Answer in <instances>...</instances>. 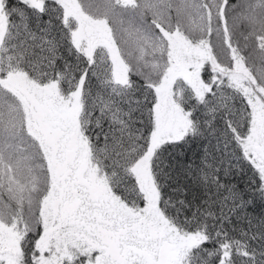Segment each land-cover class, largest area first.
<instances>
[{
  "label": "snow or ice",
  "instance_id": "1",
  "mask_svg": "<svg viewBox=\"0 0 264 264\" xmlns=\"http://www.w3.org/2000/svg\"><path fill=\"white\" fill-rule=\"evenodd\" d=\"M254 207L264 0H0V264H264Z\"/></svg>",
  "mask_w": 264,
  "mask_h": 264
},
{
  "label": "trees",
  "instance_id": "2",
  "mask_svg": "<svg viewBox=\"0 0 264 264\" xmlns=\"http://www.w3.org/2000/svg\"><path fill=\"white\" fill-rule=\"evenodd\" d=\"M185 151L188 153L189 157H192L193 153L191 151H189L187 148L185 149ZM228 179H230L232 181V183H236L239 184L240 186H243L246 178H242L240 175H236L234 177H229ZM262 211L259 207H254L251 208L249 210V214L250 215H254L255 217H259L262 213ZM238 228H243V229H247V224L245 222H241L240 224L237 225ZM234 235L237 236V238H239V231H237L236 233H234ZM253 244H255V242H252Z\"/></svg>",
  "mask_w": 264,
  "mask_h": 264
}]
</instances>
